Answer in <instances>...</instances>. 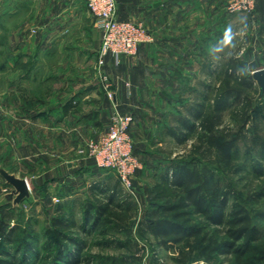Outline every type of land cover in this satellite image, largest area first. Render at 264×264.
I'll list each match as a JSON object with an SVG mask.
<instances>
[{"label": "rangeland", "instance_id": "rangeland-1", "mask_svg": "<svg viewBox=\"0 0 264 264\" xmlns=\"http://www.w3.org/2000/svg\"><path fill=\"white\" fill-rule=\"evenodd\" d=\"M235 15H238V19L234 18L233 27H236L237 21L238 25H243L229 30L230 34L218 56V61H222V64L214 74L200 76L213 88L209 93L207 108L213 107L214 100L223 88H235L241 92V101L221 112L220 128L237 136L238 153L231 163L223 165L215 160L213 153L210 156L205 153V146L199 144V128L190 132L181 128L180 132L186 134L183 140L173 133L163 131L158 143L153 146L162 159L160 164L155 162V168L139 171L137 174L134 172L129 189L120 184L112 170H103L102 179L90 181L89 186L84 187L88 190L84 195L79 192L83 187L72 191L73 187L62 189L64 186L59 187L55 182L46 183V178H50L53 173L47 170V165L41 161L27 162L22 155L9 152L13 148L9 144V131L14 128V135L21 137L24 124H11L0 116V168L29 182V195L13 203L15 195L9 196L13 186L0 175V258H4L2 252L7 250L17 254V258L13 259L15 263L11 264H54L56 247L60 242H67L65 236H71L81 244L79 259L75 264H233V256L219 253L218 249L220 242L234 238L229 236L228 227L211 223L205 215L194 212L192 206L186 205L180 188L174 187L170 179L168 182L160 178L161 173L165 172L172 178L176 164L194 166L197 169L207 166L219 178L221 193L228 191L226 210L245 208L247 219L239 227L255 223L264 233V219L257 216L258 212L264 211V196L257 201L252 198L256 192L262 191L264 194V173L259 175L254 170L260 163L264 166V89L260 91L252 76L254 69L264 68V3H255L250 12ZM35 55L32 53L23 60L21 51L13 49L7 42L0 46V115L2 112L7 116L10 109H13L9 106L11 100H25L34 108L40 102L54 99V90L46 91V87L54 84L53 73L41 65L34 70L31 87L17 92L8 88L12 79L20 72L31 69L32 58L38 56ZM42 61L53 69L60 62L55 53ZM63 61L67 66L72 60ZM234 61L236 64H233ZM97 67L98 58L94 73L103 87ZM102 69L104 70L103 65ZM242 79L245 80L244 83ZM199 90L201 93L205 91L202 88ZM177 95L180 96L179 93ZM195 95L196 90L184 92L188 103L198 97ZM175 104L177 112L169 113L173 116L168 114L167 119L171 129L179 130L182 126L177 119L180 115L187 116V113L182 105ZM90 139L93 138L86 141ZM18 140L23 141L21 138ZM140 160L143 162L141 157ZM147 164L149 165L148 159ZM110 195L112 201L109 199ZM122 203L123 206H118ZM129 204H132V208L126 212L125 208ZM165 204L172 208L167 213H160L158 218L165 216L169 220L198 227L200 234L187 236L179 242L163 243V239L155 236L148 227V220L156 219L148 217L146 210L151 206ZM103 205H107L118 216V221L106 215L96 218L95 212ZM56 217L61 220L69 217L72 223L60 226L55 223ZM12 228L15 239L8 241L5 234ZM59 232L65 236L61 237ZM246 237L244 235L236 244L240 245ZM170 238L173 236L168 235L164 240ZM45 245H49V248H45ZM257 246L258 252L243 255L242 264H264V237Z\"/></svg>", "mask_w": 264, "mask_h": 264}, {"label": "crops", "instance_id": "crops-1", "mask_svg": "<svg viewBox=\"0 0 264 264\" xmlns=\"http://www.w3.org/2000/svg\"><path fill=\"white\" fill-rule=\"evenodd\" d=\"M116 1L118 18L140 21L152 40L141 42L133 54L105 56L111 99L94 73L101 31L85 0H0V46L7 42L21 51L23 60L38 55L31 69L12 79L9 90L31 87L38 65L54 76L53 86L46 87L54 90V99L34 108L25 100H11L13 109L7 116L1 112L7 122L24 124L21 137L14 135L16 129L9 131V152L47 165L53 173L46 183L73 187L72 191L83 187L79 192L84 195V187L102 179L106 169L77 150L105 131L112 110L133 116L129 133L143 160L135 173L155 168L162 159L153 146L163 131L172 133L167 118L177 110L175 102L186 100L185 91H200L206 83L200 76L214 74L222 64L218 56L229 30L243 25L237 21L233 27L239 14L225 12L226 0ZM260 1L264 3H256ZM54 53L60 62L53 69L42 59ZM64 59L72 61L65 66Z\"/></svg>", "mask_w": 264, "mask_h": 264}, {"label": "trees", "instance_id": "trees-1", "mask_svg": "<svg viewBox=\"0 0 264 264\" xmlns=\"http://www.w3.org/2000/svg\"><path fill=\"white\" fill-rule=\"evenodd\" d=\"M233 64H236V62L234 61ZM244 81L245 80L242 79L243 83ZM250 83L251 82H246V84ZM202 86V89L205 90L204 93L196 90L197 95L195 96L198 97H195L194 101L191 103H188V101L186 102V100L183 99L180 100V97L177 95L176 99L180 100L187 116L180 115L177 120L182 127H180L179 130L174 128L171 132L176 135V137L183 140L186 134L185 132H180L181 128H185L187 132L199 128V144L205 146V153L209 156L213 153L216 161L227 166L231 163L234 157L237 156V136L234 135L233 132H224V130L220 128L222 123L221 112L224 108L240 102L242 97L241 92L235 88H223L214 100L213 107L207 108L209 93L213 88L208 83H205ZM193 146H195V143ZM133 151L136 154L134 144ZM254 170L257 174L262 175V173H264L263 164L260 163L259 166H255ZM171 177L172 178L169 177L168 172L161 173L160 176V178L168 182L170 179V183L174 187L180 188V191L184 194V199L187 203L186 205L192 206L194 212L205 215L211 223L226 225L228 227V231L230 232L229 236L234 238L233 240L220 242V245L218 246L219 253H228L233 256V264H242L243 255L246 253L254 254L259 251L257 243L264 237L262 228L255 223L250 224L249 226L239 227V225L243 224L247 219L248 214L247 212H244L245 208L241 207L235 211L226 210L228 191L221 193L219 178L215 176V173L210 171L207 166L203 165L201 169H197L194 166L190 167L184 164H176ZM112 193L114 192L112 191ZM262 196H264L262 191L256 192L252 196L253 201H257ZM111 197L112 196L110 195L109 199ZM110 201H112V198ZM123 204L124 203L118 206H123ZM131 208L132 204L127 205L125 208L126 212ZM171 208L172 206L167 204L147 208L146 213L148 217L151 216L152 219H156L148 220L149 222L147 223L155 236L160 237L163 239V243H166L167 241L179 242L187 236H198L200 234V229L198 227L187 226L169 220L165 216L158 218L160 213H167ZM86 213H88V211ZM95 214L96 218L106 215V217L109 216V218L114 221H118L119 219L114 212L109 210L107 205L101 206ZM257 216L264 219V211L258 212ZM55 221V223L64 227L65 225L72 223L69 217L62 220L61 218L56 217ZM13 232V228L6 232V240L10 241L15 239ZM59 235L61 237L65 236L61 232H59ZM168 235H172L173 238L164 240ZM244 235H247L245 241L240 245H237L236 242L244 237ZM65 237L67 242L64 244L60 242L61 244H59L54 251V259H56V263L54 264H75L79 259V250L81 248L80 241L71 236ZM45 248H49V245H45ZM2 253H4L5 256L4 258H0V264L15 263V260L13 259L17 258V254L9 253L7 250H3Z\"/></svg>", "mask_w": 264, "mask_h": 264}, {"label": "built area", "instance_id": "built-area-1", "mask_svg": "<svg viewBox=\"0 0 264 264\" xmlns=\"http://www.w3.org/2000/svg\"><path fill=\"white\" fill-rule=\"evenodd\" d=\"M85 3L101 31L98 77L107 96L113 99L111 79L102 69L105 56L112 54L118 58L123 54H133L141 42L151 41L152 37L140 21L118 18L116 0H85ZM255 3L256 0H226L225 11L227 14L248 13ZM132 123V114L113 109L105 131L78 148V152L92 158L97 167L112 170L126 189L132 185L133 173L142 166L140 157L133 151L129 133Z\"/></svg>", "mask_w": 264, "mask_h": 264}, {"label": "water", "instance_id": "water-1", "mask_svg": "<svg viewBox=\"0 0 264 264\" xmlns=\"http://www.w3.org/2000/svg\"><path fill=\"white\" fill-rule=\"evenodd\" d=\"M252 76L259 85V89L262 92L264 89V68H256L252 71ZM0 175L5 181L13 186L9 196L15 195L13 203L21 201L24 197L29 195V184L25 178L18 177L13 173H9L3 168H0Z\"/></svg>", "mask_w": 264, "mask_h": 264}, {"label": "bare ground", "instance_id": "bare-ground-1", "mask_svg": "<svg viewBox=\"0 0 264 264\" xmlns=\"http://www.w3.org/2000/svg\"><path fill=\"white\" fill-rule=\"evenodd\" d=\"M197 264H203V263L200 262V263H197Z\"/></svg>", "mask_w": 264, "mask_h": 264}]
</instances>
